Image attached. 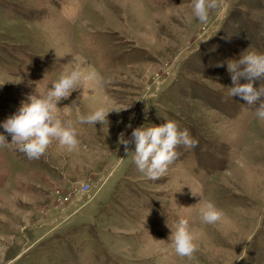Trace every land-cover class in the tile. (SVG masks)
Returning a JSON list of instances; mask_svg holds the SVG:
<instances>
[{
  "label": "rangeland",
  "instance_id": "1",
  "mask_svg": "<svg viewBox=\"0 0 264 264\" xmlns=\"http://www.w3.org/2000/svg\"><path fill=\"white\" fill-rule=\"evenodd\" d=\"M217 4L201 22L193 0H0V124L73 55L105 81L58 104L80 133L76 149L57 141L30 159L0 146V264H264V120L260 100L228 96L227 68L264 54V0ZM99 107L108 123L78 122ZM166 117L198 143L150 180L120 137ZM208 201L224 212L215 224L200 216ZM180 218L199 233L191 259L169 241Z\"/></svg>",
  "mask_w": 264,
  "mask_h": 264
},
{
  "label": "clouds",
  "instance_id": "2",
  "mask_svg": "<svg viewBox=\"0 0 264 264\" xmlns=\"http://www.w3.org/2000/svg\"><path fill=\"white\" fill-rule=\"evenodd\" d=\"M217 6V0H193L194 15L201 22H207L210 11ZM209 38L211 36L207 39ZM207 39L201 40L206 42ZM71 63V70L63 71L45 92L36 90L35 94L29 96L30 102H22L19 109L0 124L4 130L0 133V146H14L30 159H39L45 155L53 142L57 141L69 151L77 148L80 144V133L73 120L62 116L58 104L69 98L72 92L80 89L82 85L91 84L92 90L103 91L105 81L95 67L88 66L85 57L73 55ZM227 68L232 80L228 96H239L248 105L260 100L256 115L260 120H264V84L259 88L254 87L257 79H264V54L243 53L236 59H230ZM241 78L247 79L248 82L241 83ZM149 99L151 97L141 99L145 104L146 119L150 109ZM75 103L74 100L72 104ZM112 110L119 111L115 108ZM109 112L104 107H99L86 116L79 115L78 122L95 125L99 122L104 125L108 123ZM166 119L164 124L148 127L143 125L133 129L130 137L125 138L123 133L120 137L119 143L123 145L125 154L128 156L134 152L133 162L150 180L165 176L169 166L179 157L178 147L190 149L198 143L190 137L187 129L180 127L178 121L167 117ZM8 136H11V141ZM133 143L134 150L130 148ZM192 194L202 197V194L194 190ZM200 216L204 223L215 224L223 218L224 212L214 202L208 201L200 209ZM169 241L178 257L191 259L199 248V233L190 226L188 219L180 218L177 227L172 228ZM243 258L245 257H241Z\"/></svg>",
  "mask_w": 264,
  "mask_h": 264
}]
</instances>
